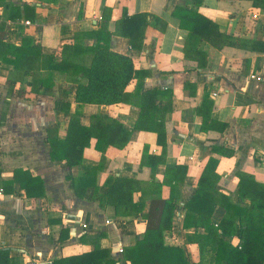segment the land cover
I'll return each instance as SVG.
<instances>
[{"label":"crops","instance_id":"obj_1","mask_svg":"<svg viewBox=\"0 0 264 264\" xmlns=\"http://www.w3.org/2000/svg\"><path fill=\"white\" fill-rule=\"evenodd\" d=\"M180 1L59 0L52 5L36 0H0V24L3 2L36 5L37 23L31 27L23 22L9 23V36L15 44L30 37L48 55H55L64 44L74 42L78 33H97L106 28L105 34L112 36L111 49L130 56L136 70L151 73L144 79L133 80L127 92L133 93L140 82L142 93L173 90V111L166 119V153L158 145L155 133L134 129L141 113L139 107L123 103L81 108L84 127L90 126L93 116L100 115L117 119L125 128L134 130L125 149L111 147L105 154L86 149L83 164L102 166L96 180L101 194L106 192L104 183L109 176L143 181V187H147L153 180L154 162L150 160L153 158L163 160L155 172L158 180L164 179L169 169L183 167L187 173L177 189V210L173 228L165 233V245L183 248L193 263H199L200 247L189 236H204L206 230L184 228L187 214L184 205L209 161L218 163L214 175L219 176L216 190L231 196L235 203H238L239 172L264 184V0H204L199 7L190 2V8L214 21L221 32L241 41L239 48L222 50L203 45L208 61L202 69L185 56L188 32L180 29L173 15ZM256 2L261 4L255 5ZM124 13L149 17V24H141L140 38H144L141 50L132 48L129 38L115 35ZM96 43L97 39L92 37L83 41L86 47ZM11 70L12 67L0 63V249L10 251L12 264L28 260L53 264L55 260L91 253L100 244L111 249L118 264H131L118 250L136 245L146 232L147 223L137 218H117L112 208H101L93 199L94 188L87 191L84 199L75 197L67 180L70 170L50 158L48 130L57 129L64 140L71 116L79 111L75 86L67 82L65 75L56 73L53 87L34 94L26 85L17 84L16 90L25 89V96L8 98ZM207 99L213 106L205 107ZM5 102H9L8 107ZM65 104L71 105L68 113L63 110ZM150 161L152 165H141ZM18 169L44 181L45 197L29 199L18 184L12 185L14 171ZM141 195L138 193L136 200ZM161 195L170 196L168 186L162 188ZM146 202L145 213L150 204L149 200ZM225 215L226 210L218 206L213 223L219 225ZM63 230L66 233L61 237ZM222 239L234 247L240 243L237 236Z\"/></svg>","mask_w":264,"mask_h":264},{"label":"trees","instance_id":"obj_2","mask_svg":"<svg viewBox=\"0 0 264 264\" xmlns=\"http://www.w3.org/2000/svg\"><path fill=\"white\" fill-rule=\"evenodd\" d=\"M41 4H57L59 0H36ZM190 2L201 6L204 0H181L175 7L174 17L179 21V27L188 32L185 46V56L196 61L198 68L207 66V54L203 45L222 50L225 47H241L239 38L220 31L219 26L211 19L190 8ZM261 2V1H257ZM259 5L261 3H257ZM4 13L0 24V63L12 67L8 79V98L24 97L26 90H16L17 84L26 85L30 92L39 94L45 88L55 84V74L66 76L69 84L75 86V103L79 111L71 116L67 136L59 137L57 129H49L46 143L50 145V158L62 167L70 170L67 180L70 189L78 199H84L87 191L94 188V200L103 209L112 208L117 218H137L147 223V229L136 245L126 247L123 258L131 264H264V184L256 181L254 176L239 172L237 177L238 203L231 196L218 192L215 188L219 176L215 175L217 161L210 160L204 170L197 188L188 203L184 205L187 211L184 228H204V236H189L191 242L198 243L201 250V261L193 263L186 250L165 245V233L173 228L174 214L177 210L176 195L180 183L184 181L186 171L183 167L169 169L162 180L156 178L155 172L162 159L153 158L152 182L143 187V181L109 176L101 194L96 184L100 167H87L83 164L86 149L93 148L105 154L113 147L125 149L134 130L125 128L117 119L109 116L95 115L91 118L89 127L81 124L80 111L86 105L109 107L118 104H129L141 109L135 130L152 132L157 135L158 145L167 150V115L173 111L172 89L165 91L150 90L142 93L141 82L133 93L127 92L133 80L150 76L149 72L135 69L130 56L118 54L111 49V34H105L106 28L97 33H78L72 43L64 44L55 55L43 52L40 44L30 37H24L20 44L10 40L9 23L30 21L36 24L39 15L36 5L25 4L15 6L3 2ZM149 17L144 14L128 16L117 25L115 35L130 39L132 48H143V36L140 38L141 24H149ZM24 20V21H22ZM95 38L97 43L92 47L83 44L86 38ZM88 59L89 63H87ZM30 79V80H28ZM194 91L191 92V95ZM165 104L159 106L158 102ZM212 102H205V107ZM8 107L9 102H5ZM71 105L65 104L63 110L70 112ZM205 121H207L205 119ZM218 151V148H214ZM148 148H145V154ZM230 155V154H229ZM144 164H151L142 162ZM80 172L74 173L73 171ZM214 178V180H213ZM18 184L29 199L45 197L44 181L21 169L14 171L13 184ZM168 186L170 196L163 198L162 188ZM141 193L139 200L136 195ZM147 200L149 208L145 213ZM249 201V204H245ZM221 206L226 215L219 225L212 221L215 209ZM66 230L62 231V236ZM102 237L104 234H100ZM224 237L237 236L240 240L234 247ZM205 256V257H204ZM10 251L0 249V264H12ZM118 264L110 248L97 244L91 253L64 260H55L53 264Z\"/></svg>","mask_w":264,"mask_h":264},{"label":"built area","instance_id":"obj_3","mask_svg":"<svg viewBox=\"0 0 264 264\" xmlns=\"http://www.w3.org/2000/svg\"><path fill=\"white\" fill-rule=\"evenodd\" d=\"M257 16H255V18H256ZM23 24L25 25V26H28V27H31V26H33L34 24L33 23H31L30 21H26V22H23ZM1 193H2V190L0 191ZM123 248H119V250H118V252L119 253H123ZM24 264H41V263H39V262H37V261H35V260H28V261H26Z\"/></svg>","mask_w":264,"mask_h":264}]
</instances>
